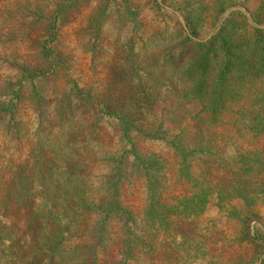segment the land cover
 <instances>
[{
	"label": "rangeland",
	"instance_id": "rangeland-1",
	"mask_svg": "<svg viewBox=\"0 0 264 264\" xmlns=\"http://www.w3.org/2000/svg\"><path fill=\"white\" fill-rule=\"evenodd\" d=\"M225 19L233 40L264 37V0H0V101L11 99L15 105L12 118L0 114V181L17 174L28 179L57 175L48 169L37 174V166L62 162L66 151L35 131L60 126L61 131L93 133L95 113L85 99L73 96L69 112L60 104L73 92L82 90L103 104L106 113L118 111L124 101L139 102L147 120L164 112L162 103L181 97L178 86L187 82L181 75L184 38L206 42ZM41 46L50 51L51 61L39 57ZM237 79L235 75L230 82ZM249 88L264 91V77ZM244 107L239 113L249 118L247 124L240 115L232 126L224 118L218 131L224 147L220 160L224 171H233L239 192L221 199L212 194L206 200L197 230L209 239L204 256H193L195 240L188 254L180 251L175 235L169 244L172 257H143L141 264H264V107L252 102L248 112ZM198 108L197 102L188 105L190 112ZM170 127L167 140L177 132ZM161 138L142 145L170 157L172 149ZM16 166L29 167L12 171ZM17 191L28 192L27 187ZM39 194L55 201L61 191L50 186ZM53 206L56 213L70 209L62 203ZM6 210L0 216V235L8 233V243L23 248L20 257L26 260L34 247L26 212L19 206Z\"/></svg>",
	"mask_w": 264,
	"mask_h": 264
},
{
	"label": "trees",
	"instance_id": "trees-1",
	"mask_svg": "<svg viewBox=\"0 0 264 264\" xmlns=\"http://www.w3.org/2000/svg\"><path fill=\"white\" fill-rule=\"evenodd\" d=\"M229 19L206 42L184 38L190 53L186 50L181 74L187 82L178 86L181 97L162 103L165 111L153 113L151 119L142 116L140 103L134 101L106 113L103 104L82 90L60 101L69 112L71 98L79 94L94 109L97 125L93 133L61 131L60 126L35 131L40 138L52 137L66 151L62 162L37 166V174L48 169L57 175L28 179L17 174L0 181V216L11 206L22 208L34 239L31 255L24 260L20 256L25 250L8 243V233L1 234L0 264H141L143 257H172L169 244L175 235L180 251L188 254L195 240L193 256H204L209 239L197 230L206 200L212 194L221 199L227 192L235 196L239 192L233 171H224L220 160L224 147L218 131L224 118L232 126L240 115L247 124L249 118L239 113L240 106L246 104V112L251 102L264 107V91L249 88L264 77V37L244 43L233 40ZM186 26L193 33L188 22ZM38 54L42 61L53 59L44 46ZM235 75L238 79L230 82ZM135 78L142 81L141 76ZM21 88L18 78L17 92ZM18 97L16 93L14 98ZM191 102L199 103L194 112L188 109ZM14 108L11 99L0 101V114L8 119ZM170 126L177 132L167 140ZM159 135L172 149L170 157L142 145ZM50 186L61 191L55 201L39 194ZM26 187L27 193L17 191ZM56 203L70 209L56 213Z\"/></svg>",
	"mask_w": 264,
	"mask_h": 264
}]
</instances>
